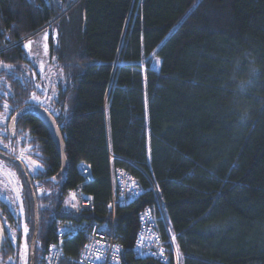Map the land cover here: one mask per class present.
<instances>
[{
    "label": "trees",
    "instance_id": "1",
    "mask_svg": "<svg viewBox=\"0 0 264 264\" xmlns=\"http://www.w3.org/2000/svg\"><path fill=\"white\" fill-rule=\"evenodd\" d=\"M0 70L14 105L52 108L64 142L66 173L37 115L0 135L38 166L25 167L35 264L63 221L110 220L111 169L145 188L116 208L122 264H264V0H0ZM7 163L22 209L0 198V264H17L15 238L31 244L36 214L21 167ZM80 185L93 207L68 212ZM152 185L178 248L166 262L133 254L141 211L159 214ZM85 243L67 237L61 264H77Z\"/></svg>",
    "mask_w": 264,
    "mask_h": 264
},
{
    "label": "built area",
    "instance_id": "2",
    "mask_svg": "<svg viewBox=\"0 0 264 264\" xmlns=\"http://www.w3.org/2000/svg\"><path fill=\"white\" fill-rule=\"evenodd\" d=\"M77 170L85 183L93 180L92 170L89 165L81 163ZM111 174L112 198L110 203V220L105 223L74 222L65 220L56 231V243H51L46 249L42 264H61L63 259L62 242L64 238L83 233L86 243L79 254L77 264H122V244L116 229V208L127 205L137 200L144 192V186L130 172L119 170ZM158 202L159 214L155 215L150 207L144 208L139 215L140 228L134 243L133 254L135 258H151L156 261L166 262L169 254L176 258L178 248L174 237L170 233L165 211L162 208L158 189L152 185ZM83 186L68 190L69 193L63 203V208L68 212L91 209L93 197L86 196ZM162 221L167 232L164 238L159 230Z\"/></svg>",
    "mask_w": 264,
    "mask_h": 264
},
{
    "label": "flooded vegetation",
    "instance_id": "3",
    "mask_svg": "<svg viewBox=\"0 0 264 264\" xmlns=\"http://www.w3.org/2000/svg\"><path fill=\"white\" fill-rule=\"evenodd\" d=\"M7 78L8 77H5L3 75V73H1V70H0V135L3 132L5 133V131H8L10 136H14V134L16 132V129H17L16 126H17L18 121L21 120L26 114H34V113H24V114H22L16 120V122L12 125L11 123H12V119L14 118V116H16L23 109H26V108L31 107V106L38 107V108H41L43 110H45V108L40 106V104H38V103L37 104H29L28 102H22V104L15 103V105H14L13 102H12V98L14 97V94L12 93V89H11L10 84L7 82L8 81ZM22 95L26 96L25 93H23ZM42 105L44 106V104H42ZM45 111L48 112L51 115L52 108L50 109V111L49 110H45ZM8 144H5L3 139L0 136V154L2 155V157H0V158L5 160V161H7V162H11V163L14 162L16 164L21 163V164L24 165L23 157H27V158H29V157L24 155V153H22V152L17 157L10 155L8 153V150H7ZM7 158L8 159H12L14 161H9ZM29 159H31L35 163L33 158H29ZM16 161H18V162H16ZM5 241H6V232H5L3 247L5 245ZM23 241L24 242H22L20 244H17L16 238H15V242L14 243H15V247L17 248L16 249L17 252L15 254L16 262H17V264H28V261H30L31 264H32V251H31L32 242L28 246L29 247V251H28V254H26V257L24 258L23 247H24V245L27 246V243H26L25 240H23ZM36 243H37V241H36ZM35 246H36V244H35ZM2 250H3V248H2ZM2 250H1V253H2ZM1 253H0V256H1ZM33 256H34V264H35V257H36V255H35V247H34V251H33ZM8 263L11 264L10 262H8Z\"/></svg>",
    "mask_w": 264,
    "mask_h": 264
},
{
    "label": "water",
    "instance_id": "4",
    "mask_svg": "<svg viewBox=\"0 0 264 264\" xmlns=\"http://www.w3.org/2000/svg\"><path fill=\"white\" fill-rule=\"evenodd\" d=\"M24 113H34L35 115H37L42 122L44 123V125L46 126L50 137L55 145V148L61 158L62 161V172L66 173L67 172V163H66V159H65V154H64V142H63V138L61 135V132L55 122V120L53 119V117L46 112L45 110L38 108V107H28L26 109H23L22 111H20L16 116H14V118L12 119V125L16 122V120ZM0 157H2V155L0 154ZM8 159V158H7ZM9 161H14L12 159H8ZM18 162V161H16ZM21 167V170L23 172V174L25 175L27 184L29 186L31 195L33 197L34 200V208H35V214H36V225H35V230H34V235H33V239H32V244H31V251H32V264H34V256H33V251H34V247L37 241V234H38V219H37V201L35 198V194L31 185V181L30 178L28 177V175L26 174V170L23 164L18 163ZM4 237H5V230H4V226L1 222L0 219V253L1 250L3 248V244H4Z\"/></svg>",
    "mask_w": 264,
    "mask_h": 264
},
{
    "label": "rangeland",
    "instance_id": "5",
    "mask_svg": "<svg viewBox=\"0 0 264 264\" xmlns=\"http://www.w3.org/2000/svg\"><path fill=\"white\" fill-rule=\"evenodd\" d=\"M23 159L24 165L28 168V171L32 172V167H38L31 159L27 157H23ZM14 171V168L11 167L9 163L0 158V198L2 201L11 204L14 210H17L16 206L19 205V211H21L20 180ZM28 251L29 247L24 245V258L26 257V254H28Z\"/></svg>",
    "mask_w": 264,
    "mask_h": 264
},
{
    "label": "bare ground",
    "instance_id": "6",
    "mask_svg": "<svg viewBox=\"0 0 264 264\" xmlns=\"http://www.w3.org/2000/svg\"><path fill=\"white\" fill-rule=\"evenodd\" d=\"M81 164V163H80ZM79 165V164H78ZM78 167V166H77ZM119 170H124V169H116L115 170V172H118ZM78 171V170H77ZM79 173V172H78ZM112 185V184H111ZM77 188V187H76ZM67 195L69 194V193H66ZM66 238H64L63 239V241L65 240ZM52 243H56L55 241L54 242H52ZM51 244V243H50ZM84 247V246H83ZM83 249V248H82ZM62 252H63V250H62ZM81 252V251H80ZM80 254V253H79ZM63 258H64V252H63ZM79 259V256H78V258H77V260ZM63 260V259H62ZM62 263V262H61Z\"/></svg>",
    "mask_w": 264,
    "mask_h": 264
},
{
    "label": "snow or ice",
    "instance_id": "7",
    "mask_svg": "<svg viewBox=\"0 0 264 264\" xmlns=\"http://www.w3.org/2000/svg\"><path fill=\"white\" fill-rule=\"evenodd\" d=\"M45 39H47V36H45ZM25 47H30V44L29 45H25ZM45 50H47V46H45Z\"/></svg>",
    "mask_w": 264,
    "mask_h": 264
}]
</instances>
